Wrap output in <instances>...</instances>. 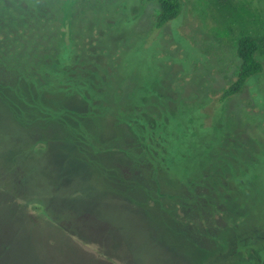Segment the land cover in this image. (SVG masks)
Segmentation results:
<instances>
[{"label":"trees","instance_id":"trees-1","mask_svg":"<svg viewBox=\"0 0 264 264\" xmlns=\"http://www.w3.org/2000/svg\"><path fill=\"white\" fill-rule=\"evenodd\" d=\"M63 1L0 0L3 119L35 135L57 127L71 153L96 171V182L125 188L115 192L168 220L164 227L175 242L165 243L188 248L193 264H264V204L258 203L264 190L242 186L245 168L238 156L221 153L219 134L204 137L219 130L217 117L229 99L264 81V24L239 37L229 56L217 53L236 72L234 80L214 100L191 107L165 74L151 68L146 75V63L127 44L116 58L113 41L79 40L69 18L73 0ZM145 1L158 6L156 31L181 17V0ZM61 11L64 20L50 17ZM119 157L127 172L112 164ZM246 209L251 217L237 220Z\"/></svg>","mask_w":264,"mask_h":264},{"label":"rangeland","instance_id":"rangeland-1","mask_svg":"<svg viewBox=\"0 0 264 264\" xmlns=\"http://www.w3.org/2000/svg\"><path fill=\"white\" fill-rule=\"evenodd\" d=\"M181 2L179 20L160 31L155 30L158 6L145 0H73L69 18L71 28L82 35L79 40L113 41L116 58L126 44L132 47L146 63V75L165 74L173 81L171 91L193 107L214 100L234 80L236 72L220 64L217 53L229 56L239 37L259 30L264 0ZM50 17L64 20L65 13ZM218 115L219 130L204 137L219 134L225 143L221 153L238 156L245 168L242 186L264 190L263 79L229 99ZM60 137L54 125L35 135L0 114V264H193L188 248L176 245L173 250L165 243L175 242L164 227L168 220L146 214L115 192L125 188L96 182V171ZM112 164L122 172L130 168L121 157ZM219 206L222 223L223 204ZM160 211L158 207L156 212L165 216ZM238 216L251 217V212Z\"/></svg>","mask_w":264,"mask_h":264}]
</instances>
